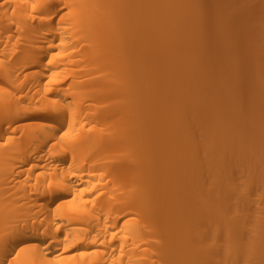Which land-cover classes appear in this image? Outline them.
<instances>
[{"label":"bare ground","instance_id":"1","mask_svg":"<svg viewBox=\"0 0 264 264\" xmlns=\"http://www.w3.org/2000/svg\"><path fill=\"white\" fill-rule=\"evenodd\" d=\"M120 1L122 0H0V264H264V206L262 207L264 202H261L262 199L264 200V123L262 126L258 124V122H261V119L259 121L257 120L258 112H263L264 110V102L262 101L264 95L261 92L263 90L262 88H259V90L258 88L257 90L254 89V87L258 85L255 80L258 82L262 78V74L260 73L262 67L260 68V63L263 65L264 61L261 60H263L264 56L261 54L262 59L259 60L261 52L259 51L260 53L258 54L257 48H255V46L252 47L255 43L250 44V42H248L250 48L247 47L248 45L244 46L247 47V51L245 50L244 52H247V54H249L248 56L254 57L255 61H250V57L246 58L248 56H246L245 59L244 52H237V50L241 49L239 45H242V42L248 39L249 36L253 37V39L255 36L259 44L264 43L263 6L261 5L262 7H260L258 5L261 4L258 3V0L250 1V3L252 2L250 30H252L254 36L252 34L248 36V33H245L247 31H245L242 33H245L244 35L248 37L242 36L243 38H241V28V31L238 29V31H240V36L236 31H233L236 30L233 28L240 25L237 20L236 22H238L239 25L235 27L232 26L233 28L230 26L232 28V31H229L230 34L227 32V30L230 29V27L228 28L227 26L230 24H226V26L224 24L226 23V19H230V16H233L231 12L228 18L229 13L227 15V12L232 10L235 6L231 3L234 0H228L232 5H230L227 0L225 1L231 7L233 6L231 9H229V6L228 11L226 8V13L223 11V7L226 5L224 2L225 6L222 5V0H212V2L206 0L204 4L210 1V3L207 2V5L202 3L200 5L198 0H187L190 2L193 1L192 3H187V5L189 4L190 10H194V13L196 12L193 14V11L187 9L189 13H191V17L197 14L194 20L198 18V26L195 25L191 27L190 29L196 27L195 32L192 31L191 33H195L193 36L196 35L198 31L200 32H198L199 34L202 33L200 37L198 33L196 35L200 40L197 39L196 36L194 39L193 37L187 38L190 43L192 39L194 41H200V44L197 42L199 46L194 47V43H196L194 41H192L194 43L190 45V47L192 46L191 49L194 47V49L197 48V50L199 49L198 51L202 52L199 54L196 53L198 52L197 50L192 49L196 51L193 52L191 50L192 53H195L191 54L192 57H194L192 59L189 58L191 57L189 55V45V49H186L187 44H189L187 42L189 41L178 38L181 36L180 30H182V27L174 26L175 28H173V25L171 26V33H173V30L176 31L177 27L178 29L181 28L180 30L177 29L179 33H176L180 34L178 37L174 33L176 42L174 39L170 41L171 43L174 41L172 45L181 43L180 46L179 44H175V47L173 46L175 50L179 49L176 50L178 55L179 52L184 55L187 50L188 54L186 55L189 56L188 58L192 63L188 59V61H186V58L185 62H189L187 64L192 66L191 69H199L201 66L198 65L200 60L201 64L202 61H206L205 63L207 64H203L208 66L207 60L212 61L211 59L214 58L213 63H217L216 67L212 68H216V70L214 69L215 73H213L216 75V79L218 76H221V78L215 80L213 75L210 80H207L209 78L206 79V77H210L209 75H204L207 70H203L205 73H203L202 70H198L200 75H198V71H195L194 74L197 73V76L200 77L198 78L195 76L196 81L193 79L194 74L192 75L193 77H190L192 72L189 71V75L185 74L183 77H180V79L186 77V75L190 77V79L188 77H186V79H181V81H185V83L181 82L182 84L189 85V83L192 82L190 83V88L195 86L196 89L198 85L199 96L197 91H190L191 89L189 90L188 85L186 87L183 85V88H185L187 92H185V94H188V89L190 91L189 95L192 92L193 94L191 93V95L194 96V99H192L191 95V98H187L184 94V89L179 88L181 87L179 86V90L183 89L179 92L180 94H184L185 100L181 95L180 96L183 97V103L180 96H178V99L180 98L179 100L182 104L189 98L194 100L193 103L196 102L195 104H191L192 100L190 101L189 99V101L185 103V108L188 109L189 107H187V105L189 104V106H191V109L189 108L190 110L188 111L189 114L192 109H197L196 112L194 110V113L192 112L191 115H189L190 118H193H191L192 120H195L192 122V124L194 123L193 126H191L194 131L191 130V128L190 130L188 129V132L191 134V137H195L197 140L195 131H197L198 127V131L201 133L199 139L202 143L200 142L197 144L196 142L194 146L198 145L200 147H192L193 145L191 146V144H193L195 139L190 140L191 137L185 135L187 134L184 132L185 127L184 129L178 127L179 132H182V134L185 133L183 135L186 136L184 138L183 135L179 133L180 137L182 135L181 138H184L183 140L188 138L187 140L189 143L187 142L186 144L187 140H180L181 138L179 139V136L175 132L178 136V139L175 138V141L178 140L179 143L171 142V146L172 144H177L179 148L181 143L185 142L184 144H186L187 147L189 146L188 144H190L194 150L200 148L198 151H194L191 148L190 150L193 151L191 153L189 150L190 146L186 151V145L184 146L185 148L181 147L184 149L185 153L190 151L188 157L191 156L190 159L194 164L192 165L195 166L192 167L188 164L187 169L183 172L191 176L194 175L195 177L193 178L194 180L192 178L189 180V176L187 178V175L185 174L186 176H184L183 172H181V175H183L182 177L179 175L182 178L181 183L187 178V181L184 182L185 187L183 188L182 196L179 200L175 201L174 205L172 204L173 206L171 205L168 206V208L160 209V207L155 204L159 203L158 201L168 202V198L172 193L170 188L165 186L158 188L155 186L156 188L154 189L151 187L149 188L148 181L145 179L146 177H144L143 174L140 175L141 169L138 168L139 166L141 167V163H149L154 157L148 156L145 158L141 154L143 152H140V150L136 148V144L134 147L131 146L132 144H129L130 142H128V145L126 143L128 141L127 139L130 137V131L138 136L139 126H137L135 122V116H137L139 110H136L134 107V99H132L130 93L131 86L127 87L128 81L131 82L133 78V73L131 71L133 69L120 65L122 60L124 61V57L127 56L125 55L123 57L122 55H124V53L128 54L127 52L131 49L125 45V41L121 43L123 34L119 31V24L130 18V20H132L134 16V18H136V16L139 15L136 13L140 12L138 11V6L140 4L138 0H123L124 3L121 2V4H127L126 1L130 3L129 10H126V12L122 10L124 13L117 12L115 14V11L121 9L119 7L123 6H120ZM167 1L171 4H164L166 6L163 8L166 9L167 7V9H164L163 13L164 15L168 13V16L172 13L170 10L174 9V11H172L177 12L178 7L175 0ZM177 1L178 0H176V2ZM218 1L220 4L222 3V7L220 5L222 9L219 7ZM262 1L264 3V0ZM173 3H175L173 5L174 8L172 6ZM144 4L147 3L145 2ZM190 4H193V6L194 4L196 6L198 5V7L194 6L193 9V6L191 7ZM238 4V8H240V3ZM248 4L247 6H249ZM127 5L125 7H127ZM187 5L185 4V6ZM202 5L205 6V9ZM141 6L142 5H140V10L143 7ZM146 6L148 7V5ZM216 7L219 8L217 9L219 13ZM149 8H151V6ZM209 8L213 11L212 13L209 12ZM168 9L169 11L167 12ZM235 9L237 10V8L233 10ZM249 9L248 11H250ZM146 10L144 11L146 12ZM179 10L180 9H178V14ZM197 10L198 13L201 11L200 17H198ZM220 10H222L223 13H221ZM238 10L237 12L240 13L243 9ZM180 11L184 10L182 9ZM233 12L235 16L236 11ZM157 13L158 12H156V14ZM182 13L183 12H180V15H182ZM220 13L224 14L225 17L227 16V18ZM239 13H237V15H240ZM176 14L177 13L171 14L172 17H166L170 20L169 24H167L168 26L170 23L175 24L176 22L173 20L180 18L179 15V17L174 19ZM144 15L146 16V14ZM245 15L248 16L249 13ZM140 16H142V13ZM160 16L161 14L159 17ZM234 16L233 19H237L234 18ZM151 17L153 18L154 16L152 15ZM166 18H164L165 21L167 20ZM181 20L182 18L180 21ZM243 20L245 21V18ZM246 20H248V18ZM195 22H193V24H196ZM232 23L234 25L235 22L233 21ZM143 24L145 25V23ZM149 24H151V22H149ZM209 25H211L212 28L215 27V30ZM217 25H223V27L219 29ZM146 26L147 28H145L148 29V24ZM203 26L205 27L202 28ZM206 27L207 29L204 31ZM216 27H218L219 30L216 29ZM224 27L226 30L223 31V29H225ZM151 28L154 27L152 26ZM209 28L212 30H209ZM243 28L246 29L244 26ZM154 29H152V31ZM164 30L167 32L170 29L166 30L165 27ZM216 30H221L220 32L222 34H227L226 37L231 35V33L232 36L234 33H237L239 38H237L238 36L236 34L234 37L237 36V40L241 38L240 40L242 42L239 41L240 44H237L238 49L234 50L231 44L233 47L231 52L234 51L233 53L235 54V56L232 54L233 57L230 52L231 57L236 60V53H238L237 59H239L238 66L235 67L237 69L234 71L237 72V74L234 73L235 76L232 75L233 73L231 74V72H229L231 69L229 70L227 66H224V61H221L229 56L228 50H230L231 47L228 48V46H230L228 42H230V40L231 42H235L236 38H231V36L227 38L224 37L229 41H224L226 45H221L223 49L220 47L219 49L222 50L220 51L216 45H220L219 43L225 35L223 34L222 36L218 31V34L215 33ZM250 30H248V32ZM141 31L142 30H140V32ZM146 31L147 30H145V32ZM210 31H214V34L212 32L210 33ZM169 33L170 32H168V34ZM148 34L150 35V33ZM160 34L157 35L159 38L161 35H163V37L167 35ZM213 35L215 36L213 37ZM137 36L138 34L136 38ZM171 36L169 35L170 39ZM216 36L217 38H221L219 42H217L218 39L215 38ZM208 38L212 40L209 39L210 41H208ZM224 38L222 40H224ZM232 39H234V41H232ZM204 41L206 42L204 43ZM224 42H222V44ZM214 43L216 45H214ZM144 44L146 45V43ZM203 44H207V47L212 45L210 50H215L213 48L215 47L217 50H215L216 57L222 52L220 56L222 55L223 59L220 58V61L218 59L220 56L216 58L215 55L212 57L211 55L205 54L204 51L206 48H204L205 45ZM225 46L227 48H224ZM259 46L262 47V45ZM165 48H168L166 51L172 50L171 47L166 46ZM201 48L204 51H201ZM181 49H184L185 52L184 50H182L183 52L180 51ZM248 49H251V51L249 50L248 52ZM252 50L255 55L258 54L259 59L257 56H253V53L251 54ZM255 50L257 52H255ZM223 51L225 54L227 53V57L223 55ZM139 52L140 51H138V53ZM170 53L172 54V52ZM197 54L200 60L197 61L198 63H195V59H198ZM239 54H241V56L243 55V58L239 57ZM138 55L137 57H140V54ZM207 56L211 58L207 59ZM183 59L184 57L181 60L179 59V61L177 59L174 61H176V63L179 62L180 64L177 63L178 65H182L185 63ZM241 59L243 61L248 59L250 62V64H248L249 62L246 64L247 67L249 66L248 70L253 62L255 67L252 65V69H255L259 64L256 71L261 77H259L260 75L258 74L257 78L254 77V82H252L254 85L252 84L251 86L250 84L253 90L251 88L249 91H253V93L251 92V94H253L251 95L252 99L256 91L257 93L260 92L259 94L256 93V95H263L262 98L259 97L260 100L258 101L262 102L260 104L259 102L255 103V101L251 100L250 92L246 93L250 82L247 76L253 74L251 73L245 76L250 70L247 73L244 72L246 74L243 73L247 68H245V64ZM227 60L229 62L230 59ZM259 61L261 62L259 63ZM133 62L134 61H132V63ZM193 62L196 64L197 68H195L196 66L193 65ZM246 62L247 61H245V63ZM218 63L223 65H219ZM122 64H124V62ZM177 64L175 66L173 64V69L181 68ZM190 65L188 66L190 67ZM218 65L219 67H217ZM230 65H228V67ZM221 66L229 70L228 72L230 76L232 75V79L236 77V75H239L235 78L238 79V81L236 80L237 84L241 82L238 86L240 85V89H242V86L246 88L247 90L245 89L244 91V89H242V92H245L246 95L249 94L248 96L243 94V96H246V101H248L250 97V106L251 103L256 105V107L253 105V108L252 106L249 107L251 109V112H249L250 115H248L249 108H247L248 111L245 109V106L248 107L249 105H246V103H244L245 106L244 104L242 105L243 101L241 100L244 97H242L241 94L240 96L242 98L239 96V98H236V102L231 100V98L235 96H231V92L232 94H236V91H233L238 89V87H235L236 89L234 88V86H237L234 80V85H231L233 86V91L230 90V85L228 87L227 83L229 81L227 80L228 77L224 76V74L221 75V73H225L223 72L224 68L222 69ZM241 66L243 69L240 68ZM185 68L186 67H184V69ZM202 68L206 69L207 67L202 66ZM208 68H210V66ZM233 70L235 69L233 68ZM216 71L219 72L217 73ZM253 71L255 73V70ZM239 72H242L243 75ZM135 73H137V71ZM210 75H212V73ZM253 76H256V74ZM222 77H225L224 79L227 80V82L222 80ZM239 77H244V80L247 77L246 80L249 82L245 80L243 85V80L241 81ZM128 78H131V80L126 81ZM258 78L260 79L258 80ZM187 79L189 82L186 83ZM192 79L196 84H199L196 85ZM198 79L199 82H197ZM200 79L202 82H200ZM218 80L225 81L226 83H218ZM210 81L213 84L217 82V85L219 84L218 86L221 84L220 88L217 86L220 89L217 90L220 95L222 92L226 94L229 92L228 90L231 91L229 92L230 95H225V99L231 96L229 97L230 100H221L224 95H221V97L218 95L219 99L216 98L223 103L227 101L225 103L226 105L223 104L222 106L218 100H215L216 102L214 100H212V102H206L215 94H218L214 88L216 85L214 84V86ZM230 81L229 84H231ZM152 83L154 84L155 82L153 81ZM260 83L261 86L258 87L264 88V85H262L263 78L260 80ZM222 84L224 85V89L222 88ZM117 85H122L123 87L119 86V88H117ZM199 85L203 87L200 86V89ZM225 85L229 88H227L226 93L223 91L226 89ZM126 88H129L130 92H128ZM200 91L202 92L200 93ZM172 92L174 93V91ZM237 92L240 93V90ZM150 94L153 95L154 93L152 94L151 92ZM175 94L176 91L174 97ZM149 97H151V99L153 98L152 96ZM174 97L173 101L175 102L176 97L175 99ZM206 97L207 100L204 101ZM154 98L160 97L155 96ZM154 98L152 100L147 99L149 100L147 101L148 105H150V102H154ZM240 98V104L243 106L242 109L247 111V117L242 118V116L240 117L241 112L237 113L239 112L237 99ZM178 99H176V101H179ZM211 99L215 98L213 97ZM155 100L159 101L158 99ZM157 101L155 102L157 103ZM217 101L220 104H217ZM163 102L166 103L165 101ZM174 102L171 103L177 104V102ZM143 103H145V101ZM207 104H209V108ZM218 105L224 107L222 108L219 106V109L222 108L223 112L220 111L221 109L219 110L217 108ZM214 106H216L215 108L217 109L210 110V107L214 108ZM171 107L174 108L172 105ZM155 108L159 107L157 106ZM145 109L150 110L147 111V113ZM145 109H143V111L146 115H150L148 117H155L154 121L152 118H147L152 119V124H150L154 125L153 123L156 120L158 121L156 118L158 116H154L152 113L156 111L155 114L157 115V110L151 109L150 106L148 108L146 106ZM207 109L209 112H207ZM163 110L165 111L166 109ZM163 110L161 113H164ZM174 110H176V108ZM160 111L161 110H159V112ZM218 111L219 114L217 113ZM214 112H216L217 118L211 115ZM245 113L244 111L243 114L245 115ZM172 114L173 112L171 115ZM238 114L240 119L236 117ZM261 115L264 114L261 113ZM261 115L259 118H263ZM148 121L150 120H147V122ZM164 121L162 122L164 123ZM166 123L168 124L169 122ZM161 124L160 122V125ZM166 127L163 128L167 129ZM163 128V132L165 131L168 133ZM162 130L160 128L157 134L161 133L160 131ZM128 133L129 135L127 136ZM133 134H131L132 137ZM163 134L161 135L163 136ZM175 134L173 133V136H175ZM167 135L172 136V134L169 133ZM125 136L128 138L126 139ZM165 138H167V136ZM164 140L168 141L166 139ZM165 144L164 142L163 146H165ZM162 149L164 150L166 148ZM166 150L168 152V149ZM173 150L175 151L176 149ZM184 151L183 156L185 155ZM170 152H168V154L170 153L172 154L171 156H173L174 153L172 151ZM163 154H161V156ZM172 162H174V160ZM172 162L170 165H172ZM189 162L186 161V163ZM166 165L164 168H166ZM179 166L181 167V165ZM165 171H167V169ZM176 179L178 178H175V181ZM172 181L174 182V180ZM186 182L188 183L186 184ZM160 185L161 183L159 186ZM254 185H257L258 188L255 187V189H259L257 191L263 194L261 200L259 198V196L261 197V193L257 194V198H259L258 201L260 200L261 203L257 202L256 199L255 201L257 203L255 202V206L254 196L252 197L251 193ZM186 193H192V197L188 195L191 199L187 198ZM161 217L162 219L163 217H169V219L174 221L173 223L180 222L181 224L168 222H166V224L164 223V219L163 224H155ZM178 232L184 237L188 235L185 238L187 241L183 243L179 253L176 252L178 251L176 248L174 251V249L169 247L173 243L175 245L173 241L177 240L175 237L178 235ZM184 233L186 234L184 235ZM176 238L180 239L181 236L180 238L179 236ZM166 246L169 248H165Z\"/></svg>","mask_w":264,"mask_h":264},{"label":"rangeland","instance_id":"2","mask_svg":"<svg viewBox=\"0 0 264 264\" xmlns=\"http://www.w3.org/2000/svg\"><path fill=\"white\" fill-rule=\"evenodd\" d=\"M139 1V4L140 5H142L141 7V10H140V5L138 6V11H140L139 13L137 12L136 14H139V15H137L136 16V18H134V17H132L133 19L132 20H130V19H128L127 21L126 20H124L123 22H120V24H119V26H120V28H119V31H120V33H122L123 34V36H122V38H121V43L123 42L124 43V41L127 43H125V45L126 46H128L131 50L129 51V52H127L128 54H126V53H124V55H122L123 57L125 56V55H127V56H125L124 57V61L122 60L123 59V57H122V63L124 62V64H122L121 63V61H120V65L121 66H124V67H129V68H131V69H133V70H135V71H133V70H131L132 71V76H133V78H132V76H131V78H132V80H131V78H128L126 81H128V80H131V82L130 81H128L129 83H130V85H129V83H128V85H127V87L129 86H131L130 88H131V92H130V89L129 88H126V89H128V92H130L131 93V96H132V99H134L133 100V102H134V107H135V109L137 110H139V113H137V116H135V122H136V124H137V126H139V132H138V136H136L135 134H133V133H131V131H130V135H129V133L127 134V136L129 135L130 137L129 138H131V139H129L127 136H125L126 137V139L128 140H126L127 142V145H128V142H130L129 144H132L131 146H134L135 144L137 145V147L136 148H138L139 150H140V152H143V153H141L145 158H147L148 156H152V157H154V158H152L151 160L152 161H150L149 163H141L142 165H141V167L139 166V168L138 169H141V174L140 175H144V177H146L145 179H147V181H148V184H149V188L151 187V188H158V187H163V186H165V187H168V188H170V190H171V196L167 199L168 200V204L166 203V202H160V201H158L159 203H156L155 205L156 206H159L160 207V209L162 208V209H165V208H168V206H171L172 204L174 205L175 204V201H177V200H179V198L182 196V194H183V188L185 187V181H187L186 179L188 178V176H189V180H190V178H194L195 176L194 175H188V173L186 174V173H184L183 171L184 170H186L187 169V166H188V164L189 165H191L192 167H195V166H193L194 164L192 163V160L190 159V157H188V154H190V149L192 148V147H200V146H198V145H195L194 146V144H196V142H197V144L198 143H200L201 142V140L199 139L200 138V136H201V133L198 131V127H197V131H195V133L197 134V140H196V138L194 137H191V134L188 132V129L190 130L192 127L191 126H193V124H192V122H194V120H192L191 118H190V116L189 115H191V113L193 112L194 113V110H195V112H196V110L197 109H192V111L190 112V114H189V110L191 109V106H189V105H187V107H189L188 109L187 108H185L186 107V102H188L189 101V99L192 97V99H194L193 97L194 96H192L191 95V93H190V95H191V97H190V95H189V92L190 91H193V92H195V91H197V93H198V96H199V91H198V85L197 84H199V83H195L194 82V80H195V78L196 77H198V78H200L199 76H197V73H198V75H200L199 74V71L200 70H207L206 71V74H204V75H209L210 77H206V79L207 78H209V79H207V80H210L211 79V76H213L214 75V77L213 78H215V80H217V79H219V78H221V76H218L217 77V79H216V75L214 74L215 72V70H216V68H214V69H212L213 67H216V63L217 62H215V64L213 63L214 62V58H212L211 60L212 61H209V60H207L208 61V66H206V65H204L203 63H205V62H203L202 61V64L200 63V59H199V57H198V54H197V57H198V59H195V63H198L197 61H199V64L198 65H201L200 67H199V69L197 68V66H196V64L193 62V65H195L196 67L195 68H197V69H191L192 68V66L190 65V64H187V63H189V62H185V58H186V61H188L189 60V58L190 59H192V58H194V57H192V55L191 54H195V53H192L191 52V50L192 49H194V47H196V46H199V42L200 41H198L197 39H199L200 40V38H198V36L200 37V35L202 34H199L200 32L198 31V30H196V31H198V32H196V35H197V33L199 34L198 36H196V35H194L193 36V34H195V33H191L192 31L193 32H195V28L196 27H194L193 29H190L191 27H193V26H195V25H197V20H198V18H197V20H194V17H197L196 15L193 17V15H192V17H193V19H192V17H191V13H189V11L188 10H190L189 9V4L187 5V3H192L193 1H195V0H193L192 2H190V1H187L186 0V2H185V0H178L177 2H176V0H175V3L177 4V7H178V9H180V10H184V11H180L179 10V14H178V9H177V12L175 11V12H173L174 11V9H172L171 8V6H170V8L173 10H170L171 12V14H174V13H177L176 14V16H175V18L174 19H176V17H179V15H180V12H183L182 13V15H180V18L178 19H176V20H173L174 22H176L177 23V25H176V23L174 24H171L170 23V25L168 26L167 24H169V22H170V20H168L169 18H166V17H168V16H171V14H169L168 16H167V12L169 11V9L167 10V12H165V13H167V14H165L164 15V13H163V11H164V9L165 8H163L164 6H166V5H164V4H166L167 3V5H169V4H171L170 2L168 3V1L167 0H138ZM167 1V2H166ZM205 1L206 0H198V3L200 2V5H201V3L202 4H204L205 3ZM211 2H212V0H210ZM210 1H207L208 3H210ZM226 0H222V3L224 2L225 3V5H224V3L222 4V5H224L225 7H223L224 8V10L223 11H225V9L228 11V8H229V6L230 5H232L231 3H233L235 6L233 7V9L234 8H237V10L235 9V10H229L228 12L227 11H225V13L227 12V15H228V13H229V15H228V18H229V16H230V13L232 12V14L231 15H233L234 16V12L233 11H236L235 12V16H234V18H237V19H233V16H230V19H226V23H224L225 24V26H226V24L227 25H229V26H227L228 28L231 26H238L239 24V26L238 27H235V28H233V29H236V30H233L234 32L236 31L237 33H238V35L240 36V34H241V38H243L242 36H245L246 38L249 36V35H251L252 34V30H250V27H251V14H250V12H251V4H252V2L250 3V1L251 0H241V2H240V0H231V1H233V2H231L230 3V1H228V3L230 4V5H228L226 2H225ZM237 1H238V3H240V8H238V6H239V4L237 3ZM249 1V2H248ZM121 2H123V0L122 1H120V6H122V7H119V8H121V9H117L116 11H115V14L117 13V12H120V13H122L123 11L122 10H125V12H126V10H129V5H130V3L128 2V1H126L127 2V4L125 3V5L122 3L121 4ZM147 3V4H144V3ZM151 2V3H150ZM155 2H156V5H155ZM165 2V3H164ZM172 2H174V1H172ZM207 2H206V4H204V5H207ZM221 2V1H220ZM246 2H248V3H250V4H248L249 6H247V4H245ZM143 3V4H142ZM175 3H173L172 4V6L175 4ZM258 3H261V4H258L260 7H262L263 6V8H264V3H263V1L261 0H258ZM263 3V4H262ZM152 4V5H151ZM179 4V5H178ZM185 4L187 5V6H185ZM218 4H219V7H220V3H219V1H218ZM127 5V7H128V9H127V7H125ZM146 5H148V7L146 6ZM159 5V6H158ZM191 5V4H190ZM199 5V6H200ZM210 5V4H209ZM222 5H221V7H222ZM246 5V6H245ZM262 5V6H261ZM151 6V8H149ZM156 8H155V7ZM193 6V4L191 5V7ZM194 6H196L195 4H194ZM194 6L192 7L193 9H194ZM203 6V5H202ZM218 6V5H217ZM228 6V7H227ZM245 6V7H244ZM169 7V6H168ZM176 7V8H177ZM185 7H187V8H185ZM196 7H198V5L196 6ZM195 7V8H196ZM205 6H203V8H204ZM208 7H210V6H208ZM208 7H207V10H208ZM220 7V8H221ZM231 6H230V8L229 9H231L232 8ZM250 10V11H248V9ZM173 8H174V6H173ZM202 8V9H203ZM147 9V10H146ZM156 10V12H158L157 14H156V12H155V10ZM161 9H162V11H161ZM166 9H167V7H166ZM165 9V10H166ZM188 9V10H187ZM198 9V8H197ZM205 9V8H204ZM217 9H219L218 7H216V10ZM222 9V8H221ZM238 9H243V10H241L240 11V13L239 12H237V11H239ZM245 9H247V10H245ZM119 10V11H118ZM144 10H146V12L144 11ZM176 10V9H175ZM185 10H187V11H185ZM201 10V9H200ZM209 10H210V8H209ZM144 11V12H143ZM149 13H148V12ZM152 11H154V12H152ZM190 11H193L192 13L193 14H195L194 13V10H190ZM202 11V10H201ZM200 11V12H201ZM221 11V13H223L222 12V10H220ZM247 11H248V13H249V15L248 16H246L245 14H248L247 13ZM186 12V13H185ZM198 13V10H197V13H198V17H200L201 15V13ZM206 12V11H205ZM208 12V11H207ZM209 12H213V11H209ZM217 12L219 13V11L217 10ZM241 12H242V14H241ZM246 12V13H245ZM124 13V12H123ZM142 13V16H143V18H142V16H140V14ZM148 13V14H147ZM161 14V16H163L164 18H166L167 20L165 21V19L163 18V17H159V15ZM189 13V14H188ZM220 13V14H221ZM237 13H239L240 15H237ZM245 13V14H244ZM144 14H146V16L144 15ZM159 14V15H158ZM185 14V15H184ZM204 14V13H203ZM210 14V13H209ZM154 16L153 18L151 17V16ZM205 15V14H204ZM221 15H224V14H221ZM241 15H242V17H241ZM245 15V16H244ZM149 16V17H148ZM183 16H184V18H183ZM211 16H212V14H211ZM243 16H244V18H245V21L243 20L244 18H243ZM139 17V18H138ZM141 17V18H140ZM160 18V20H159V18ZM172 17V16H171ZM189 17V18H188ZM224 17H225V15H224ZM151 18V19H150ZM156 18H158V19H156ZM182 18V20L180 21V19ZM209 18V17H208ZM213 18V17H212ZM225 18H227V16L225 17ZM240 20H239V19ZM248 18V20H246ZM141 19V20H140ZM145 19V20H144ZM154 19V20H153ZM163 19V20H162ZM184 19V20H183ZM196 19V18H195ZM210 19V18H209ZM148 20H149V22H151V24H149V22H148ZM151 20V21H150ZM211 20V19H210ZM233 20L235 23H234V25H233V21L231 22V21ZM236 20L239 22V24H238V22H236ZM141 21H142V23H141ZM147 21V22H146ZM196 21V22H195ZM136 22H139V23H136ZM152 22H153V24H152ZM157 22V23H156ZM180 22V23H179ZM193 22H195L196 24H193ZM199 22H200V20H199ZM228 22V23H227ZM243 24H242V23ZM247 22H248V24H247ZM250 22V23H249ZM143 23H145V25L143 24ZM148 24V29H146L147 28V24ZM159 23H160V26H159ZM186 23H189V24H186ZM213 23H214V21H213ZM237 23V24H236ZM121 24H122V26H121ZM134 24V25H133ZM154 24H155V26H154ZM157 24V25H156ZM178 24H180V25H178ZM199 24V23H198ZM215 24V23H214ZM241 24H242V27H241ZM143 25V26H142ZM150 25H151V27L153 26L154 28H151L150 27ZM173 25V26H172ZM185 25V26H184ZM208 25V24H207ZM212 25V24H211ZM211 25H209V26H211ZM125 26V27H124ZM139 26V27H138ZM157 26H159V27H157ZM173 28H175L176 26H178V27H182V30H183V32H185V33H183L182 32V30H180L181 28H179L178 29V27L176 28V31H174L173 30V33H171V31H172V27ZM175 26V27H174ZM185 28H184V27ZM198 26V25H197ZM201 26V25H200ZM216 26V25H215ZM217 26H219V29H221L222 27H223V25L222 26H220V25H217ZM243 26L244 27H246V29L245 28H243ZM248 26V27H247ZM123 27V28H122ZM146 27V28H145ZM149 27H150V29H149ZM165 27H166V30H169V31H165L164 29H165ZM168 27V28H167ZM171 27V28H170ZM205 26H203L202 28H204ZM214 27V26H213ZM221 27V28H220ZM230 27V29L229 30H227V32H228V34H230L229 33V31L232 29ZM144 28H145V30H149L148 32L146 31L145 32V30H144ZM200 28V27H199ZM199 28H197V29H199ZM211 28H212V26H211ZM211 28H209V30L211 29ZM215 28V27H214ZM214 28H212V29H214ZM225 28V27H224ZM242 29V31H241V29ZM152 29H154L153 31H152ZM160 29H161V31H165L164 33L163 32H161L160 31ZM180 30L181 32V36H179L180 34H177V33H179L178 32V30ZM189 29V30H188ZM206 29H207V27L205 28V30L204 31H206ZM211 29V30H212ZM216 29H218V27H216ZM218 29V30H219ZM238 29H240V31H241V33H240V31H238ZM245 29V30H244ZM140 30H142L141 32H140ZM158 30V31H157ZM215 30V29H214ZM218 30H216V32L215 33H217V31ZM224 30H226V28L225 29H223V31ZM248 30H250L249 32H248ZM152 33H151V32ZM189 31H190V34H189ZM221 31V30H220ZM220 31H218V33H221ZM232 31V30H231ZM230 31V32H231ZM245 31H247V32H245ZM138 32V33H137ZM160 32H161V34H167L166 36H164L163 37V35H161L160 34ZM168 32H170L169 34H168ZM177 32V33H176ZM213 33L214 31H210V33ZM242 32H245V33H248L247 35H244L245 33H242ZM127 33V34H126ZM148 33H150V35L148 34ZM174 33H175V35L178 37V38H180V39H182V40H187V38L189 39L190 37L192 38L193 37V39H194V37L196 36L197 37V39H195V40H197V41H194L193 39L191 40V43H190V41L189 40H187V41H189V42H187V43H189V44H187V48L186 49H189V47H190V45L192 44V43H194V42H196V43H194L195 44V46L191 49V47H190V52H189V55L191 56V57H189L188 55H186V54H188L187 53V50H186V53H184V55H182L183 53H180L179 52V55H178V52L176 51V50H179V49H176L175 50V48H173V46L175 45V44H179V46L181 45V43H175L174 45H172L173 43H174V41L176 40V36L174 37ZM217 33V34H218ZM237 33H234L233 34V36H232V33H231V35H229V36H231V38L233 37V38H236L238 35H237ZM240 33V34H239ZM250 33V34H249ZM138 34V36H137V38H136V35ZM158 34H160L161 36H160V38L157 36ZM173 34V35H172ZM189 35V37H188V35ZM192 34V35H191ZM214 34V33H213ZM222 34V33H221ZM224 34V33H223ZM223 34H222V36H223ZM237 35L236 37H234V35ZM127 35V36H126ZM135 35V36H134ZM169 35L171 36V39H170V37H169ZM184 35V36H183ZM187 35V36H186ZM191 35V36H190ZM206 35H208V34H206ZM210 35V34H209ZM225 35V34H224ZM227 35V34H226ZM226 35L225 36H223V38L225 37V38H227V37H229V36H227L226 37ZM253 36H254V34H252ZM125 36V37H124ZM145 36V37H144ZM150 36V37H149ZM168 36V37H167ZM215 35H213V37H214ZM217 36H219V35H217ZM217 36L215 37V38H217ZM222 36H220V37H222ZM239 36L237 37V38H239ZM141 37V38H140ZM142 37H144V38H142ZM147 37V38H146ZM149 37V38H148ZM182 37V38H181ZM212 37V36H211ZM212 37V38H213ZM245 37H244V39H245ZM249 37H251V36H249ZM248 37V39H245V41H241L240 39H238L237 40V38H236V40H235V42H231V40H230V42H228V43H230L229 45L230 46H228V48L229 47H231L230 48V50H228V52H229V56L227 57L226 56V54L224 53V51H223V55L224 56H226L227 58H225L224 56V58H225V60H226V62H225V60H220V58L221 59H223L222 58V55L220 56V54H222V52L219 54V55H217V57H219L218 59L221 61V62H223V64H224V66H227V69H231L230 71L229 70H227L226 69V67L224 68V66L222 67V69H223V72H225V73H221V75L222 74H224V76H227L228 78H227V80H232V81H230V83L231 84H229V81L227 82V80H225L223 77H222V80H225L227 83H228V87H229V85H230V90L231 91H233L232 90V87L233 86H231V85H234V82H236V84L235 85H237V86H234V88L236 87H238V89H236V90H234L233 92H235L236 91V94H237V96H236V94H232V92L230 91V90H228L229 92H231V96H233V95H235V96H233V98H235V99H233V98H231V100H236V98H239V96H240V94H241V96L242 97H246V96H248L249 94H250V97H251V100L252 101H255V103H257V102H259L258 100H260V98H262V96L264 95V88L263 87H258V86H261V83H260V80H262V78H263V83H264V70H263V66H264V63H263V65H262V63H260L261 61H264V57H263V60H261L262 59V55L264 56V52H263V49H264V43L262 44V43H258L257 42V40H256V38H255V36H254V39H253V37H251L252 38V40H251V38H249ZM126 38V39H125ZM178 38H177V40H178ZM205 38V37H204ZM214 38V39H215ZM222 38V39H223ZM224 38V40H222L221 38H217L218 39V41L217 42H219V39H221V41H220V45H216L215 43H217V42H215L214 43V45H216L217 47H218V49L220 48V47H222V49H223V46H221V45H226V42H224L226 39ZM125 39V40H124ZM135 39H138V40H135ZM143 39V40H142ZM174 39V41H173V43H171V41ZM201 39H203V38H201ZM210 38H208V41H210V40H212V39H210ZM216 39V40H217ZM146 42H145V41ZM171 40V41H170ZM243 40V39H242ZM247 40V41H246ZM253 40H254V42H253ZM137 41H138V44H137ZM179 41V40H178ZM192 41H194V42H192ZM203 41V40H202ZM206 41H207V37H206ZM206 41H204V43L206 42ZM226 41H229L228 39L226 40ZM232 41H234V39H232ZM239 41L240 42H242V45L239 43ZM140 42H141V44H140ZM176 42V41H175ZM199 44H198V43ZM212 42V41H211ZM214 42V41H213ZM222 42H224L223 44H222ZM248 42H250V44H253V43H255V45L253 44V46L252 47H254L255 46V48H257V50H258V54L260 53V55H261V57H260V59H259V56H258V54L257 55H255L254 54V52H253V48H251V49H253L252 50V52H251V54L253 53V56H257L258 57V59L259 60H261V61H259V63H260V68H261V71H260V73L262 74V78L260 79V78H258V82H257V80H255L256 81V83L258 84H256L257 85V87L255 86L254 87V89H256L257 90V88H258V90H259V88L261 89H263L261 92L263 93V95H256V93H257V91L256 90H254V91H256V92H254V98L252 99V96L251 95H253V94H251V92L253 93V91H249V89L251 90V88L252 87H250V84H251V86H252V84L254 85V83H252V82H254V79L255 78H257V74H258V72L256 71V68H257V66L259 65H257L256 66V68L254 69H252L251 67H252V65H253V61H255L254 60V57H250V56H248L249 54H247V52H244L245 50H246V48L248 47V48H250L249 47V44H248ZM144 43H146V45L144 44ZM186 43V42H185ZM184 43V44H185ZM210 43V42H209ZM234 43V44H233ZM247 43V44H246ZM143 44V45H142ZM202 44V43H201ZM208 44V43H207ZM206 44V45H207ZM231 44H232V46L234 47V50H236V49H238L237 48V44H240L239 46H241V49L240 50H237V52L238 51H240V52H244V54L243 53H241V54H243L244 55V58L246 57V56H248V57H246V58H249L250 57V61L251 60H253L252 62V65H250V68H249V70H248V67H247V63L249 62L248 61V59L247 60H245V61H247L246 63H245V61H243L242 59H241V61H243V63L245 64V68H247V69H245L244 71H243V73L244 72H248V74H246V73H244V74H246L245 76H247V75H250L251 73L254 75V74H256V76H253V75H251V76H247L248 77V80L251 82H249L248 80H246V78H245V80L246 81H248L249 82V88H248V91L246 92V93H249L248 95H246L245 94V92H242L243 90L242 89H244V91H245V89L246 88H244L243 86H242V84H241V86H242V89H240V85L238 86V84H240V83H238L237 84V81H238V79H235L237 76H239V75H236V77H234L233 79H232V75L233 76H235V74H237V72H234V71H236V69L237 68H235V67H237L238 66V63H239V59H237V57H238V53H236V60H237V62H236V60H234V56H235V54L233 53V52H231V49L233 48L232 46H231ZM258 46H257V45ZM138 45V46H137ZM141 45V46H140ZM169 45H172V46H169ZM183 45V44H182ZM188 45H189V47H188ZM203 45H205V44H203ZM205 45V47L204 48H206L205 49V51L204 50H202V48L200 49L201 51H204L205 52V54H207V55H211L212 57L216 54V52H215V50H216V48L215 47H213L215 50H210L211 48L210 47H212V45L210 46L209 45V47H207ZM246 45H248L247 47H244V46H246ZM259 45H262V47L261 46H259ZM146 46V47H145ZM171 47L172 48V50L170 49L169 51L170 52H172V54L169 52V51H166V50H168V48H165V47ZM178 46V47H179ZM185 46V45H184ZM200 46H202V45H200ZM251 46V45H250ZM141 47H142V49H141ZM175 47V46H174ZM224 48H227L226 46L224 47ZM165 49V50H164ZM251 49H248V52H249V50L251 51ZM262 49V50H261ZM140 51L139 53H138V51ZM182 50H184V49H181L180 51H182ZM194 50H197V48H195ZM194 50H192L193 52H196V51H194ZM199 50V49H198ZM197 50V51H198ZM220 51H222L221 49H219ZM218 50V51H219ZM233 50V49H232ZM136 51V52H135ZM165 51V52H164ZM217 51V50H216ZM219 51V52H220ZM226 51V50H225ZM247 51V50H246ZM260 51V52H259ZM143 52V53H142ZM183 52V51H182ZM184 52H185V50H184ZM218 52V53H219ZM230 52H231V55L233 56V57H231V55H230ZM236 52V51H235ZM255 52H257L256 50H255ZM142 53V54H141ZM175 53V54H174ZM177 53V54H176ZM196 53H199V54H201L202 52H200V51H198V52H196ZM217 53V54H218ZM137 54V55H136ZM138 54H140V57H137V56H139ZM167 54H169V55H167ZM204 54V53H203ZM202 54V55H203ZM241 54H239L240 56L239 57H242L241 56ZM130 55V56H129ZM185 55H186V57H185ZM143 56V57H142ZM165 56H166V59H165ZM170 56V57H169ZM171 56H172V58H171ZM179 58H178V57ZM181 56H183L184 57V59H183V61L185 62V63H183V61H182V65H178V64H180L179 62H177L176 63V61H174V60H178L179 61V59L181 60L183 57H181ZM203 56H205V55H203ZM128 57V58H127ZM142 57V58H141ZM189 57V58H188ZM196 57V56H195ZM196 57V58H197ZM215 57H216V55H215ZM216 57V58H217ZM231 57V58H230ZM256 57V58H257ZM168 58V59H167ZM207 59H210V58H208V56L206 57ZM215 58V59H216ZM243 58V57H242ZM245 58V59H246ZM255 58V59H256ZM126 59V60H125ZM170 59V60H169ZM188 59V60H187ZM204 59H205V57H204ZM227 59H230L229 60V62H228V60ZM231 59H233V60H231ZM137 60H138V62H137ZM173 62H175L179 67H181V68H176V67H178V66H176L175 68L176 69H173V67L176 65L175 63H173ZM203 60V59H202ZM206 60V59H205ZM217 60V59H216ZM132 61H134L133 63H132ZM189 61H191V60H189ZM218 61V60H217ZM219 61V62H220ZM230 62H234V63H230ZM136 63V64H135ZM191 63H192V61H191ZM229 63V64H228ZM173 64H174V66H173ZM185 64V65H184ZM186 64H187V66H186ZM205 64H207V63H205ZM219 64V63H218ZM223 64H219V65H223ZM226 64V65H225ZM230 65L229 67H228V65ZM237 64V65H236ZM242 64V63H241ZM248 64H250V62L248 63ZM188 65H190V67L188 66ZM219 65L217 66V67H219ZM262 65V66H261ZM139 66H140V68H139ZM170 66H171V68H170ZM202 66H204V67H207L206 69L204 68H202ZM210 66V68H208ZM240 66V65H239ZM254 67H255V64L253 65ZM184 67H186L185 69H184ZM188 67V68H187ZM194 67V66H193ZM220 67V68H221ZM243 67H244V65H243ZM200 68H202V69H200ZM233 68L235 69V70H233ZM240 68H242V66L240 67ZM259 68V69H260ZM193 70V71H191V70ZM219 69V68H218ZM222 69H221V71H222ZM243 69V68H242ZM252 69V70H251ZM199 70V71H198ZM211 70V71H210ZM253 70H255V73H254V71ZM137 71V73H135ZM192 72V74H190V77L194 74V72L195 71H198L197 73H195L194 74V80H193V82L197 85V87H196V89H195V86L194 87H189V86H191V84L190 83H192V82H190L189 83V85H188V87H189V90L187 89V91H188V94L186 95L185 94V88H183L184 86L186 87L187 85L186 84H182L181 82H184L185 83V81L184 80H182L181 81V79H186V77H188V75H189V72ZM202 71H201V73H202ZM203 71V73H205ZM220 71V72H221ZM227 71V72H226ZM231 72V76H230V73L229 72ZM239 71H240V69H239ZM242 71V70H241ZM251 71H253V72H251ZM263 71V72H262ZM214 72V73H213ZM217 73L219 72V71H216ZM257 72V73H256ZM212 73V75H210ZM228 73H229V75H228ZM235 73V74H234ZM239 73H241L242 75H243V73L242 72H239ZM138 74V75H137ZM185 74H188V75H186V77H184V78H181L180 79V77H183ZM220 74V73H219ZM203 75V76H204ZM218 75V74H217ZM241 75V76H242ZM258 75H260V74H258ZM134 76H135V78H134ZM196 76V77H195ZM137 77V78H136ZM190 77H188L189 79H190ZM193 77V76H192ZM230 77V78H229ZM253 77V78H252ZM255 77V78H254ZM259 77H261V75L259 76ZM125 78V77H124ZM204 78V77H203ZM240 78V77H239ZM244 77H242V78H240L241 79V81H242V83H243V85H244V79H243ZM250 78V79H249ZM202 79V78H201ZM201 79H200V82H202L203 81V79H202V81H201ZM252 79H253V81H252ZM125 80V79H124ZM235 80V81H234ZM237 80V81H236ZM155 82L154 84L152 83V82ZM196 81V80H195ZM205 81V80H204ZM225 81H220V80H218V83H221V82H225ZM234 81V82H233ZM240 81V80H239ZM187 82H189L188 81V79H187V81H186V83ZM197 82H199V79H198V81ZM207 82V81H206ZM209 82V81H208ZM225 82V83H226ZM232 82H233V84H232ZM262 82V81H261ZM152 83V84H151ZM203 83H205V82H203ZM210 83L211 84H213L211 81H210ZM210 83H209V85H210ZM262 83V85H264ZM123 84H124V82H123ZM133 84V85H132ZM182 84V85H181ZM215 84V83H214ZM213 84V85H214ZM224 84V83H223ZM222 84V85H223ZM246 84V83H245ZM260 84V85H259ZM152 85V86H151ZM184 85V86H183ZM201 85H203V84H201ZM201 85H199V88L201 89V87H203V86H201ZM216 87H214L215 88V91H216V93H218L217 92V90H220L219 88H220V86H221V84H220V86H218L217 85V82H216ZM214 85V86H215ZM119 86L121 87L122 85H117L116 87L117 88H119ZM179 86H181V87H179ZM201 86V87H200ZM208 86V85H207ZM219 88H218V87ZM227 85H225V87H226ZM116 87H114L115 89H117ZM123 87V86H122ZM132 87H133V89H132ZM183 88V89H180L181 91L183 90L184 91V94L187 96V98L188 97H190L189 99H186V102L184 103L185 104V106H184V104H182L183 103V97H184V100H185V96H183L184 94L182 93V94H180V90H179V88ZM211 87V86H210ZM228 87H226V89L225 90H223L224 91V93H226V91H227V88ZM176 90H175V89ZM177 88H178V90H177ZM194 88V89H193ZM205 88V87H204ZM208 88V87H207ZM222 88L224 89V85L222 86ZM143 89V90H142ZM199 89V90H200ZM203 89V88H202ZM206 89V88H205ZM211 89V88H210ZM213 89V88H212ZM229 89V88H228ZM134 90H136V91H134ZM146 90H147V92H146ZM150 92H149V91ZM207 90V89H206ZM238 90H240V93L239 92H237ZM247 90V89H246ZM252 90H253V88H252ZM145 91V92H144ZM172 91H174V93H175V91H176V94H175V97H176V99H178V96H183V97H181L180 96V98H181V100H182V103L180 102V98L178 99L179 101H176V99H175V97H174V93L172 92ZM208 91V90H207ZM134 92V93H133ZM152 92V94L154 95H151L150 93ZM171 92H172V94H173V97H174V99H175V102L173 101V97H172V94H171ZM177 92H178V94H177ZM202 91H200V93H201ZM213 92H214V90H213ZM229 92H227L226 94H223V92L221 93V95H224L222 98H221V100H223V101H225V100H227V99H229V97H231V96H229L227 99H225V95H227V94H229ZM187 93V92H186ZM196 93V94H197ZM205 93V92H204ZM208 93V92H207ZM239 93V94H238ZM260 93V92H259ZM259 93H257V94H259ZM261 93V94H262ZM133 94V95H132ZM144 94V95H143ZM146 94V95H145ZM150 94V95H149ZM193 94V93H192ZM243 94H245L246 96H243ZM142 96V98H141V96ZM203 95V94H202ZM204 95H206V94H204ZM221 97V95H220V93H218L217 95L215 94L213 97L215 98V99H211V98H213V97H211L210 99H209V101L207 100V97H206V99L204 100V101H206V102H212V100H218L219 98V96ZM230 95V94H229ZM149 96H152L153 98L156 96H158V97H162L161 99L160 98H154V102L155 101H157V100H155V99H158L159 101H157V103L155 102V104H154V102H150L149 104L150 105H148V103H147V101H149V100H147V99H150V100H152L151 99V97H149ZM171 96V97H170ZM197 96V97H198ZM201 96V95H200ZM216 96V97H215ZM228 96V95H227ZM240 96V97H241ZM136 97V98H135ZM148 97V98H147ZM241 97V98H242ZM250 97H249V102L248 101H246L247 99L245 98H243L244 100H245V102H244V100L242 99L241 100V98L240 99H237V101L239 102V104H238V102H237V106L239 107V109H238V111L239 112H237V113H240V117L242 116V118L243 117H247V111H248V109L247 108H249V107H251L252 106V108L255 106L256 107V105H254V103H251V106L249 105L250 104ZM260 97V98H259ZM144 98V99H143ZM147 98V99H146ZM202 98H203V96H202ZM204 98H205V96H204ZM216 98H218V99H216ZM248 98V97H247ZM141 99V100H140ZM165 99V100H164ZM192 99H190V101L192 100ZM225 99V100H224ZM263 100V102H264V98H262ZM195 100H196V97H195ZM230 100V99H229ZM228 100V101H229ZM239 100H241V101H243V103H242V105L244 104V103H246V105H249L248 107H246L245 106V104H244V106H245V109H247V111L245 110V109H242V107L243 106H241V102L239 101ZM138 101H139V103H138ZM145 101V103H146V105H145V103H143ZM163 101H165L166 103H164ZM167 101H168V103H167ZM173 103H176L177 102V104H172L171 102ZM197 101H198V99H197ZM221 104H222V106H223V104H225V103H223V102H221L220 100H218ZM218 101H217V104H220V103H218ZM251 101V102H252ZM135 102H137V103H135ZM180 102V103H179ZM192 102V103H191ZM191 102H189V103H191V104H195V103H193L194 102V100H192ZM203 102V101H202ZM201 102V103H202ZM216 102V101H215ZM236 102V101H235ZM141 103V104H140ZM161 103V104H160ZM205 103V102H204ZM214 103V102H213ZM260 103H262V102H259V104ZM138 104V105H137ZM157 104V105H156ZM160 104V105H159ZM188 104V103H187ZM141 105V106H140ZM152 105V106H151ZM171 105L172 106H174V108L173 107H171ZM177 105V106H176ZM226 105V104H225ZM224 105V106H225ZM254 105V106H253ZM258 105V104H257ZM263 105H264V103H263ZM147 106V108L150 106V108L152 109L153 108V110L155 109V110H157V115L155 114L156 113V111H153V113H152V115L154 114V116H158V117H156L157 119H158V121L156 120L155 122H157V123H153L154 125H155V127H154V125H151L152 124V119H153V121H154V118L155 117H153L152 115V117H148V116H150V115H146V113H144V111H143V109H145V107ZM154 106V107H153ZM159 107V108H155V107ZM168 106H169V108H168ZM180 106V107H179ZM192 106H195V105H192ZM199 106V105H198ZM209 106V104H207V107ZM219 106L220 105H218V109H219ZM222 106H220V107H222ZM241 106V107H240ZM164 107V108H163ZM170 107H171V109H170ZM182 107V108H181ZM211 107H213V106H211ZM210 107V110H212V109H217V108H215L216 106H214V108H211ZM262 107V106H261ZM141 108V109H140ZM162 108V109H161ZM176 108V110H174ZM194 108V107H193ZM196 108V107H195ZM209 108V107H208ZM222 108H224V107H222ZM222 108H220L219 110L220 111H222L223 112V110H222ZM264 108V107H263ZM134 109V110H135ZM163 109H166L165 111H166V113H165V111L163 110ZM169 109V110H168ZM179 111H178V110ZM187 109V110H186ZM241 109V110H240ZM141 110V111H140ZM146 110V112L147 111H149L148 109H145ZM159 110H161L160 112H159ZM162 110H163V112L164 113H161L162 112ZM174 110V111H173ZM184 110V111H183ZM121 111H122V109H121ZM120 111V112H121ZM168 111H169V113H168ZM185 111H187V112H185ZM214 111V110H213ZM215 111H217V110H215ZM244 111L246 112L245 113V115L243 114L244 113ZM123 112V111H122ZM140 112H142V113H140ZM173 112V114L171 115V113ZM207 112H209V110L207 109ZM249 112H251V109L249 108V111H248V113ZM148 113V112H147ZM188 113V114H187ZM210 113H211V111H210ZM216 112H214V113H212L211 115L212 116H215L214 118H217L216 117V114H215ZM218 114H219V111L217 112ZM259 113H260V115H261V113H263L264 114V110H263V112L262 111H260V112H258V115H257V120L259 121L260 119H261V122H258V124H260V125H262L263 126V123H264V115H261V116H263V118H259L260 117V115H259ZM145 114V115H144ZM162 114V115H161ZM165 114H166V116H165ZM183 114V115H182ZM185 114H186V116H185ZM222 114V113H221ZM220 114V115H221ZM142 115V116H141ZM169 115V116H168ZM171 115V116H170ZM174 115V116H173ZM194 115V114H193ZM248 115H250V113L248 114ZM162 116H163V118H162ZM239 116V114L238 115H236V117H237V119H240V117H238ZM138 117V118H137ZM160 117V118H159ZM170 117V118H169ZM173 117V118H172ZM176 117V118H175ZM189 117V118H188ZM219 117V116H218ZM147 118H152V119H147ZM163 120H162V119ZM183 118V119H182ZM186 118V119H185ZM195 118V117H194ZM137 119V120H136ZM169 119V120H168ZM139 120V121H138ZM146 120V121H145ZM147 120H150V121H148L147 122ZM160 120H162V121H164V123L162 122V121H160ZM171 121H173V122H171ZM177 121V122H176ZM181 121V122H180ZM145 122V123H144ZM160 122L162 123L161 125H160ZM166 122H169L168 124L166 123ZM179 122V123H178ZM151 123V124H150ZM182 123V124H181ZM257 123V122H256ZM135 124V125H136ZM174 124V125H173ZM179 126H178V125ZM257 124V125H258ZM158 125H160V126H163V127H166V126H168V127H166L167 129H165V128H163V127H160V126H158ZM164 125H166V126H164ZM190 125V126H189ZM151 126H153V127H151ZM157 126V127H156ZM173 126V127H172ZM187 126V127H186ZM262 126H261V128H262ZM172 127V128H171ZM181 127V128H183L184 129V127H185V131L184 132H186L187 134H185V133H183V134H185L187 137H191L190 138V140H194L193 141V144H191V146H190V144H188L189 146H190V148H189V146L187 147V142H188V138H186V140H183L186 136H184L183 134H182V132H179V128ZM190 127V128H189ZM160 128H161V130H162V128L163 129H165L169 134H172V136L171 135H167L168 133H166L165 131L163 132V130L162 131H160L161 133H159V134H157V132H159V130H160ZM169 129H170V131H169ZM173 129V130H172ZM130 130V129H129ZM158 130V131H157ZM174 130H176V131H174ZM191 130H193V128L191 129ZM261 130V129H260ZM133 131V130H132ZM180 131H181V129H180ZM194 131V130H193ZM175 132H176V134L179 136V139L182 137V135H183V139L181 138L180 140H183V141H186V144H184L185 142H182L181 143V146L179 147L180 148V150H179V148H178V146H177V144L179 143V141L177 140V141H175L176 139L175 138H177L178 136L175 134ZM192 132V131H191ZM163 133H166V134H163ZM173 133L175 134V136H173ZM179 133H181L182 135H181V137H180V135H179ZM131 134H133V137H132V135ZM161 134H163V136L161 135ZM196 134H194V135H196ZM143 135V136H142ZM189 135V136H188ZM136 136V137H135ZM164 137V138H162V137ZM167 136V138H165ZM153 137V138H152ZM174 137V138H173ZM157 138H159V139H157ZM164 139H166V140H168V141H165ZM178 139V138H177ZM133 142H131V141ZM151 140V141H150ZM162 141V142H161ZM166 143L165 144V146H163L164 145V142ZM199 141V142H198ZM156 142V143H155ZM171 142L172 143H177V144H172V146H171ZM191 142V141H190ZM155 143V144H154ZM189 143V142H188ZM202 143V142H201ZM153 144V145H152ZM180 145V144H179ZM183 145V146H182ZM186 145V148L187 149H185V151L186 150H188V148H189V150L190 151H187L186 153H185V151H184V149L183 148H181V147H184ZM199 145H201V144H199ZM203 146V145H202ZM201 146V147H202ZM135 147V146H134ZM157 150H155L154 148ZM162 148H166V149H168V152H170V151H172L174 154H173V156H171L172 154H168V152H167V150L166 149H162ZM185 148V147H184ZM194 148H192L193 150H194ZM197 148H196V150H197ZM173 149H176L175 151L173 150ZM183 149V150H182ZM200 149V148H199ZM198 149V150H199ZM160 150V151H159ZM196 150H194V151H196ZM197 150V151H198ZM183 151H184V153H185V157L183 156ZM193 151H191V153H192ZM155 153V154H154ZM160 153V154H159ZM164 153V154H163ZM165 153H166V155H165ZM198 153V152H197ZM161 154H163L164 155V159H163V155L161 156ZM182 154V155H181ZM155 155V156H154ZM181 155V156H180ZM166 156V157H165ZM161 159H160V158ZM177 157V158H176ZM183 157V158H182ZM182 158V159H181ZM167 159V160H166ZM184 159V160H183ZM190 159V160H189ZM159 160H160V162H159ZM162 160V161H161ZM174 160V162H172ZM187 162H189V163H186V161ZM159 163H158V162ZM168 161V162H167ZM183 161V162H182ZM171 162H172V165L174 166H172V165H170L171 164ZM162 165H161V164ZM186 163V164H185ZM167 164V165H166ZM193 164V165H192ZM165 165H166V168H164L165 167ZM176 165H177V167H179V168H177L176 167ZM179 165H181V167L182 166H184V167H180ZM160 166H161V168H163V169H167V171H165V170H163V169H161L160 168ZM168 167V168H167ZM176 167V168H175ZM190 167V166H189ZM142 168H144V169H142ZM156 168V169H155ZM197 168V167H196ZM198 169V168H197ZM163 170V171H162ZM170 170V171H169ZM200 170V169H199ZM154 171V172H153ZM172 171H173V173H172ZM180 171V172H179ZM240 171V170H239ZM143 172V173H142ZM162 172V173H161ZM181 172H183V175L184 176H186L187 175V178H185L184 180L185 181H183V183H181L182 182V176L183 175H181L182 173ZM238 172V171H237ZM148 173V174H147ZM156 173V174H155ZM160 174V175H159ZM169 174V175H168ZM177 174V175H176ZM186 174V175H185ZM153 175H154V177H153ZM176 175V176H175ZM181 177H180V176ZM167 176V177H166ZM172 176V177H171ZM191 176V177H190ZM157 177V178H156ZM160 177V178H159ZM175 178H178V179H176V181H175ZM159 179V180H158ZM192 179H191V181H192ZM196 179H197V177H196ZM195 179V180H196ZM164 180V181H163ZM172 180H174V182L172 181ZM194 180V179H193ZM162 181V182H161ZM158 182V183H157ZM189 182V181H188ZM188 182H186V184L188 183ZM161 183V185L159 186V184ZM163 184V185H162ZM177 184V185H176ZM182 185V186H181ZM156 186V187H155ZM210 186V185H209ZM182 187V188H181ZM255 187H257L258 188V186L256 185H254V187L252 188V197H253V199H254V206H255V202L257 201V202H259V203H261L262 201L264 202V200L262 199L263 197V194H262V192H260L261 193V197L259 196V198H260V200H261V202H260V200L258 201V199L259 198H257V194L259 193V191H257V190H259V189H255ZM211 188V187H210ZM179 190V191H178ZM182 190V191H181ZM181 191V192H180ZM185 191V190H184ZM176 193H177V195H176ZM259 193V194H260ZM192 193H186V195H187V198H190V196H188V195H191ZM175 195H176V197H175ZM193 195H191V197H192ZM191 199V198H190ZM257 199V200H256ZM156 200H158V199H156ZM155 200V201H156ZM166 200V201H167ZM256 200V201H255ZM171 202V203H170ZM256 202V203H257ZM163 203V204H162ZM165 203V204H164ZM172 205V206H173ZM164 206V207H163ZM167 206V207H166ZM264 205L262 204V207H263ZM263 209H264V207H263ZM163 219H164V223H166V222H168V223H173L174 221L172 220V219H169V217H163ZM163 219H162V217L161 218H159L156 222H155V224H157V225H161V224H163ZM161 221V222H160ZM170 221V222H169ZM178 222H175V223H173V224H177ZM167 224V223H166ZM178 224H181L180 222L178 223ZM182 233H183V231H182ZM178 234V235H177ZM177 234H175V235H177V236H179V238H180V236H181V238L180 239H178V238H176L175 236V239H177V240H174L173 242H175V245H174V243L171 245V246H169L170 248H172V249H174V251H175V248H176V250H178V251H176V252H180V249L182 248V246H183V243H185L186 241H187V239L185 240V238L188 236H183V235H181L179 232L177 233ZM180 234V235H179ZM186 233H184V235H185ZM179 240V241H178ZM176 246V247H175ZM168 246H166L165 248H169Z\"/></svg>","mask_w":264,"mask_h":264}]
</instances>
